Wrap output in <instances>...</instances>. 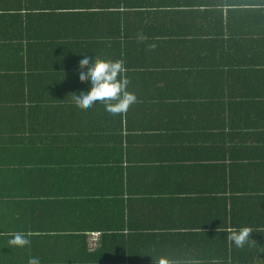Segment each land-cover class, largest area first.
Returning a JSON list of instances; mask_svg holds the SVG:
<instances>
[{
	"label": "crops",
	"instance_id": "crops-1",
	"mask_svg": "<svg viewBox=\"0 0 264 264\" xmlns=\"http://www.w3.org/2000/svg\"><path fill=\"white\" fill-rule=\"evenodd\" d=\"M89 53L124 61L137 98L126 112L73 102L90 86L78 78ZM10 65L0 163L25 175L18 185L0 168V264L195 249L224 260L242 249L229 229L264 239V0H0ZM16 232L27 246L8 244ZM97 233L101 254L89 250Z\"/></svg>",
	"mask_w": 264,
	"mask_h": 264
},
{
	"label": "clouds",
	"instance_id": "clouds-1",
	"mask_svg": "<svg viewBox=\"0 0 264 264\" xmlns=\"http://www.w3.org/2000/svg\"><path fill=\"white\" fill-rule=\"evenodd\" d=\"M80 56L78 78L81 81H90V86L87 90L73 93L75 105L82 108H93L95 105L103 103L104 110L111 114L126 112L136 102L137 98L135 94L127 90L130 81L126 75L127 68L124 61L121 59H101L95 55L90 57V53L87 55L80 54ZM229 233V241L235 247L241 248L249 240L252 231L248 227H241L229 229ZM28 237L29 234L27 233H12L8 244L14 248H23L29 244ZM152 261L153 264H182L181 261L168 256H159ZM27 264H41L40 257H29Z\"/></svg>",
	"mask_w": 264,
	"mask_h": 264
},
{
	"label": "trees",
	"instance_id": "trees-1",
	"mask_svg": "<svg viewBox=\"0 0 264 264\" xmlns=\"http://www.w3.org/2000/svg\"><path fill=\"white\" fill-rule=\"evenodd\" d=\"M143 7H151L148 6L147 3L143 5ZM8 68V69H7ZM17 70V66L10 65L8 67L0 68V70L9 71ZM260 103L264 104V96L260 97ZM18 161V160H17ZM16 160H7V162L4 164L0 163V168L2 171H5V168L8 169V172L12 174V177L18 185H21L20 182L23 181L25 172L20 170L19 165ZM9 201V194L6 192H3L0 190V209L1 212H3L6 209V206L8 205ZM30 202V201H29ZM32 203V202H30ZM148 237V235H146ZM151 237V236H150ZM131 242H133L132 239H130ZM3 243L7 246V242L5 241V237L2 238ZM109 241L102 240L101 243H99L100 249H96L95 252L102 253V250L104 249L105 243ZM114 243H117L115 241ZM117 247V245H116ZM130 247L132 249L133 243L130 244ZM95 253L94 251H91ZM229 255V254H228ZM227 255V256H228ZM223 257L224 260H216L215 257L211 255H202L198 252V250L195 249V252L191 254L190 257L186 256H177L173 257V259H177L182 262V264H264V239L262 238H256L254 240L248 241L247 245H244L241 250H238L232 254V256L229 257ZM156 258L149 257L147 258H140L135 253H131L128 257H125L121 255V252H118L114 255H112L109 258V262L112 264H153L152 260H155ZM16 264L19 263V258H16Z\"/></svg>",
	"mask_w": 264,
	"mask_h": 264
},
{
	"label": "built area",
	"instance_id": "built-area-1",
	"mask_svg": "<svg viewBox=\"0 0 264 264\" xmlns=\"http://www.w3.org/2000/svg\"><path fill=\"white\" fill-rule=\"evenodd\" d=\"M100 233L93 234L89 239V250L95 251L99 247Z\"/></svg>",
	"mask_w": 264,
	"mask_h": 264
}]
</instances>
